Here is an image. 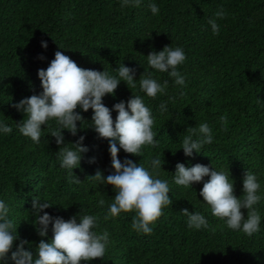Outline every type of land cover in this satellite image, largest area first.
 Returning <instances> with one entry per match:
<instances>
[{"label":"trees","instance_id":"1","mask_svg":"<svg viewBox=\"0 0 264 264\" xmlns=\"http://www.w3.org/2000/svg\"><path fill=\"white\" fill-rule=\"evenodd\" d=\"M121 3L0 0V124L12 128L9 134L0 132V200L9 206V219L19 237L13 251L27 240L25 248L35 259L39 242H50L51 225L49 235L41 237L34 224L33 199L39 196L53 204L41 215L47 212L65 220L76 216L78 222L79 216L98 217L93 231L106 230L109 244L104 258L90 264H264V0H142L139 7ZM150 3L159 7L158 14H152ZM221 9L226 17L216 20L220 34L214 35L208 21ZM165 46L185 52L187 59L178 68L185 77L183 88L168 73L148 64L147 55ZM57 51L82 68L105 70L117 78L122 64L135 70L136 87L130 89L121 81L115 96L106 95L103 103L113 109L115 120L118 112L113 106L135 94L154 117L158 144L144 146L142 155L119 152L121 162L130 159L150 172L152 159L165 162L159 178L168 181L173 204L150 225L151 234L132 228L135 212L105 219L116 192L92 176L100 171L106 178L114 168L109 140L99 137L91 126L92 109H77L85 120L83 127L77 122L76 135L64 130L68 148L75 150L73 143L83 136L88 149L73 169L71 182L68 170L61 167V145L49 133L58 127L55 121L50 122L52 128H42L39 144L19 132L18 125L27 117L14 105L43 91L38 72L50 66ZM147 76L161 84L167 80L166 94L153 99L141 91L139 81ZM162 102L167 111H160ZM223 116L227 124L221 121ZM203 123L212 129L213 142L200 153L186 156L184 136L189 128L198 129ZM177 163L187 167L199 163L227 173L237 197L243 195L246 171L256 175L262 196L255 205L260 231L249 237L213 216L199 195L203 181L193 187L174 183ZM100 199L105 200L103 206L98 204ZM185 208L204 215L209 227L190 229L181 211ZM242 211L246 217L247 209ZM10 256L6 264H14Z\"/></svg>","mask_w":264,"mask_h":264},{"label":"clouds","instance_id":"2","mask_svg":"<svg viewBox=\"0 0 264 264\" xmlns=\"http://www.w3.org/2000/svg\"><path fill=\"white\" fill-rule=\"evenodd\" d=\"M141 3L142 0H122L121 6L139 7ZM148 7L153 15L159 13V7L155 3H150ZM225 17L226 13L221 9L215 13V18L209 19L208 23L214 35L220 34L216 20ZM44 47H47L46 42ZM147 58L151 68L168 73L181 88L186 86L185 77L178 70L187 59L181 47L173 49L165 46L159 52L149 53ZM117 70L118 78L105 70L85 69L78 66L68 55L57 51L50 66L38 72L43 91L14 105L27 117L18 128L21 134L39 144L42 128L45 126L52 128L50 122L55 121L58 127L49 133L56 138V143L61 145L58 151L61 167L68 170L71 182L73 169L80 165L82 153L88 149L82 143L85 139L83 136L73 143L75 150L68 148L64 144V130L67 129L72 135H76L79 131L77 122H81L80 126L83 127L85 120L77 109L80 108L84 112L92 109L91 126L99 137L109 140L114 168V173L106 178L100 171L92 176L101 184L113 186L116 192L105 219L119 217L121 213L135 212L132 228L139 233L151 234L153 228L150 225H154L163 216L164 209L173 204L168 181L159 178V170L165 162L162 164L159 157L152 159L151 172L130 159L121 162L120 149L126 153L142 155L144 146L155 147L158 141L153 131L154 117L151 109L146 107L140 96L134 94L129 101L116 103L113 106L118 112L115 120L112 116L113 109L103 103L106 95L115 96L121 81L126 82L130 89L136 87L134 69L122 64ZM139 83L141 91L153 99L158 94H166L168 87L167 80L161 84L150 76L140 79ZM181 95L184 93L181 92ZM159 109L162 112L167 111L166 104L162 102ZM220 119L227 124L226 116ZM0 132L9 134L12 128L0 124ZM213 139L212 129L207 123L200 124L198 129L189 128L182 143L184 154L192 156L194 151L200 153L201 148L205 144H211ZM209 176L210 179L204 181V178ZM202 181L203 188L199 195L210 206L213 216L223 220L229 229L242 231L249 237L260 231L261 217L255 205L261 201L262 196L258 195L260 184L256 175L249 170L246 171L243 195L237 197L234 183L230 182L227 173L199 163L191 167L177 163L174 177L176 185L193 187L194 183ZM76 182L80 181L77 179ZM98 204L103 206L105 200L100 199ZM52 205L46 200H41L39 196L33 199L34 224L38 234L47 237L50 225L52 232L50 242L43 239L39 242L38 257L34 259L33 253L25 248V244L29 243L27 240H21L13 251L19 237L15 235V225L9 219V206L0 200V262L6 264L9 253L14 264H90L95 259L104 258L109 244V233L106 230L102 234L93 231L98 227V217L83 215L79 216L78 222L76 216L65 220L63 217H53L47 212L40 214ZM242 209H247L246 217ZM181 211L188 217L187 224L190 229L200 230L209 227L204 215L190 212L187 208Z\"/></svg>","mask_w":264,"mask_h":264}]
</instances>
